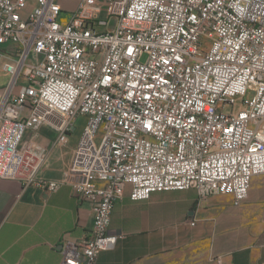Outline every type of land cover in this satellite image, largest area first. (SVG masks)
<instances>
[{
	"label": "built area",
	"instance_id": "2783aa9c",
	"mask_svg": "<svg viewBox=\"0 0 264 264\" xmlns=\"http://www.w3.org/2000/svg\"><path fill=\"white\" fill-rule=\"evenodd\" d=\"M100 3L120 7L103 19ZM28 8L0 0V44L20 47L0 89V178L57 192L23 139L47 126L65 143L87 118L67 183L92 203L93 228L63 242L61 264H96L115 247L128 188L133 201L192 188L247 200L264 175V0H80L68 21L59 0H34L24 18Z\"/></svg>",
	"mask_w": 264,
	"mask_h": 264
},
{
	"label": "crops",
	"instance_id": "0c3cea01",
	"mask_svg": "<svg viewBox=\"0 0 264 264\" xmlns=\"http://www.w3.org/2000/svg\"><path fill=\"white\" fill-rule=\"evenodd\" d=\"M68 21L80 0H59ZM34 0L24 11L26 18ZM20 47L0 44V89L10 85L4 65L17 59ZM25 81L15 87L18 93ZM82 135L65 143L42 126L28 131L21 144L37 160V178L60 183L57 192L0 178V264H61L63 242H82L93 228L92 203L74 196L67 173ZM101 185V184H98ZM130 188L113 211L110 233L115 247L102 251L96 264H264V175L253 178L240 206L228 195L202 199L192 188L155 193L133 201Z\"/></svg>",
	"mask_w": 264,
	"mask_h": 264
},
{
	"label": "rangeland",
	"instance_id": "374dc122",
	"mask_svg": "<svg viewBox=\"0 0 264 264\" xmlns=\"http://www.w3.org/2000/svg\"><path fill=\"white\" fill-rule=\"evenodd\" d=\"M99 10H97L94 14L97 17L103 18V19H108L112 14H115L117 10L119 9V4L118 3H100L99 4ZM65 13H62V16H64ZM115 24V21L111 18L110 22V28H113ZM102 31H105V28L102 29ZM87 123V118L86 117H80L77 120V129L76 132H80L83 130L84 126ZM97 142H99V139H97Z\"/></svg>",
	"mask_w": 264,
	"mask_h": 264
}]
</instances>
